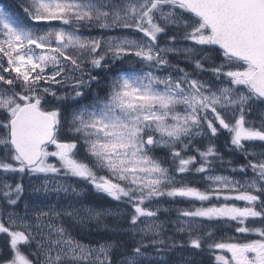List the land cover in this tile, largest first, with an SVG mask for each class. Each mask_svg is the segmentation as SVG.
I'll return each mask as SVG.
<instances>
[{"label":"snow or ice","instance_id":"1","mask_svg":"<svg viewBox=\"0 0 264 264\" xmlns=\"http://www.w3.org/2000/svg\"><path fill=\"white\" fill-rule=\"evenodd\" d=\"M23 12L0 7V264H264V0Z\"/></svg>","mask_w":264,"mask_h":264},{"label":"rangeland","instance_id":"2","mask_svg":"<svg viewBox=\"0 0 264 264\" xmlns=\"http://www.w3.org/2000/svg\"><path fill=\"white\" fill-rule=\"evenodd\" d=\"M26 2H27V0H14L13 1V3H15L16 7H19L20 10H21L20 11V16L24 19V21L26 23H28L27 18L25 17L24 12H23V7L26 6ZM0 7H2V6L0 5ZM93 34H95V33H93ZM161 154H163V153H161ZM227 158H228V156L225 157V159H227ZM233 159H235V157H233ZM218 172L221 173V174H226V175L227 174H231L230 171L227 170V169H218ZM26 179H27V182H26V184H27L29 182V179L30 178L26 177ZM31 179L33 180V182H35L34 178H31ZM62 195H63V193H61V196ZM49 199L52 200V201H55L57 199V197L55 196V194H52L49 197ZM96 203H99L100 204L101 202H98L97 201ZM237 203H238V205L243 206V202H237ZM115 206H116V202H111L109 204V207H111V208H115ZM176 206H178V207H188L189 205L186 204V203H180V204H178ZM23 208H24V204H23V202H21L20 205H19V209L18 210L22 212L23 211ZM170 215L173 218L175 217V213L174 212L171 213ZM164 218L165 217H162V219H164ZM227 234L228 235H232V232L231 231H228ZM84 242L87 243V240H85ZM204 264H211V261L208 259V255L207 254H205V257H204Z\"/></svg>","mask_w":264,"mask_h":264},{"label":"trees","instance_id":"3","mask_svg":"<svg viewBox=\"0 0 264 264\" xmlns=\"http://www.w3.org/2000/svg\"><path fill=\"white\" fill-rule=\"evenodd\" d=\"M13 7H14V5H13ZM13 7H12V9L10 10L8 7L5 6V9L10 10L11 12H13V14H19V16H20V10H18V9H14ZM20 17H21V16H20ZM24 22H25V21H24ZM25 23H26V22H25ZM217 143H218V146L221 148V151L223 152V151H224V148H223V138H221V140L218 141ZM226 156H228L227 159H233V158H231L229 155H227V153L225 152V157H226ZM227 159H226V160H227ZM235 159H236V158H235ZM235 159H234V160H235ZM108 222H109V223H112V220L109 219ZM3 244H4V240H3L2 237H0V260H2V259L5 257V255H6V250L3 249Z\"/></svg>","mask_w":264,"mask_h":264}]
</instances>
